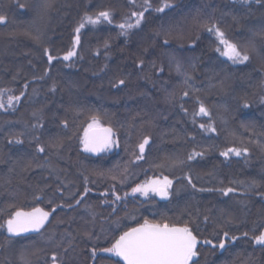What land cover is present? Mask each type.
I'll return each mask as SVG.
<instances>
[{
	"label": "trees",
	"instance_id": "trees-1",
	"mask_svg": "<svg viewBox=\"0 0 264 264\" xmlns=\"http://www.w3.org/2000/svg\"><path fill=\"white\" fill-rule=\"evenodd\" d=\"M170 2L158 13L162 0H151L140 26L121 30L133 11H143V0H0V89L20 96L0 109V224L17 208L50 213L35 234L10 237L0 229V264H21L22 255L51 264L53 253L63 264H114L117 257L91 258L93 240L99 236L96 245L108 247L144 219L187 223L199 240L216 245L225 239L224 249L201 243L198 264H264V245L252 239L264 232V0ZM104 10L112 23L82 30L76 55L63 60L82 17ZM216 28L249 60L233 63L224 55ZM45 49L57 57L51 64ZM93 115L113 129L118 146L83 150L80 137ZM209 125L215 131H206ZM19 133L21 144L14 142ZM144 138V159L135 160ZM57 142L62 147L50 146ZM229 148L247 151L220 154ZM193 153L201 155L189 160ZM164 176L173 181L167 199L131 194ZM252 181L256 188H249ZM113 186L122 197L115 203ZM227 187L236 191L224 196L219 189Z\"/></svg>",
	"mask_w": 264,
	"mask_h": 264
},
{
	"label": "snow or ice",
	"instance_id": "snow-or-ice-1",
	"mask_svg": "<svg viewBox=\"0 0 264 264\" xmlns=\"http://www.w3.org/2000/svg\"><path fill=\"white\" fill-rule=\"evenodd\" d=\"M135 3V0H132ZM243 3L249 4L250 0H242ZM257 3H260V0H256ZM23 7V5H20ZM143 11H133L131 16L136 17L135 23H131L130 19H126L125 23H121L118 27L121 30L131 29L135 27H139L142 20L144 19L145 12L152 9L151 0H143ZM173 5L170 0H162L160 6L155 7V12H164L166 8H171ZM107 21L109 24L112 23V12L110 10L100 11L98 14L93 17L92 15L85 14L82 17L79 26L75 29L77 35L74 37L73 45H79L80 43V30L85 27V22L90 25L100 24L101 21ZM5 22V16L0 15V23ZM207 27V26H205ZM209 32L213 31V28L207 29ZM27 35V33H25ZM122 34H126L123 32ZM216 36L220 39V43L225 45L224 55L228 56L229 59L233 61V63H243L249 60V55L247 51L241 52L238 50L237 45L230 43L228 40L224 38V33L221 32L218 28L215 29ZM165 44L168 43V40L164 41ZM219 50V49H218ZM45 54L47 55L48 63L51 62L57 57L51 55L48 49H45ZM76 52L73 50H69L66 55L63 56V60H69L71 57L75 56ZM174 60V58H172ZM142 63V62H141ZM176 72L180 75L184 73L181 70V65L179 62H176ZM161 71L163 69L161 68ZM188 79L184 80V83H188ZM125 81L123 79L119 80V84L123 85ZM27 88V84L25 85ZM54 90V88H53ZM5 91L0 89V109H5L6 106L8 108L14 107L13 102H19L20 96L9 95L7 98V105L3 99ZM23 95V93H21ZM184 95L187 96L188 93L184 92ZM247 106V105H246ZM199 113L205 116L208 115L207 108L201 104L199 108ZM33 115H36L33 113ZM65 127H67L68 122L63 121ZM33 128L43 127L42 124L32 125ZM204 128V125H201ZM215 131L211 125L208 126L205 130ZM24 133H19L15 138L14 142L17 144L23 143L21 139H19L20 135ZM115 133L111 127H104L101 124L100 118L97 115H93L90 118V122L87 124V127L83 129V136L80 137V143L83 146V150L89 153H101L110 150L114 145L118 146V142L114 139ZM35 139H39V137H35ZM12 140H9V143H12ZM149 143L147 138H144L141 143L138 144L139 154L133 153L135 160L144 159L145 146ZM52 147H62V143L57 142ZM38 152H45V147L43 145H37ZM242 151H247V149H239V148H229L226 151L221 152L222 156L228 157L229 154H234L236 156H240ZM196 155H201L200 153H193L189 155L188 159H193ZM127 169L124 170L120 175L122 177L121 183L126 180L125 173ZM103 175V173H101ZM111 179L116 180L117 177L113 175ZM189 184L192 185L193 188L196 187L195 184L192 183V178L187 177ZM85 182L87 183V177L85 178ZM173 181L170 180L167 176H164L163 179L156 178L145 181L144 183L137 184L135 187L131 188V194L135 195L139 193L140 195L147 197L149 193H152L156 196H159L162 199H167L170 195L169 189L172 187ZM242 183V182H241ZM256 182L252 181L249 185V188H256ZM203 191L204 189H199ZM90 191L87 187L84 188V194ZM219 191L227 196L229 193H233L236 190L231 187L220 188ZM112 194L115 196L116 201H120L122 199L121 196L117 195L114 190ZM102 195L107 196L108 193L105 192ZM129 193H125L124 197H127ZM260 195L264 196V193H260ZM83 199V197H81ZM81 200H76V204H80ZM104 203H108L107 200ZM68 207H73V205L69 204ZM56 209L53 208L52 212H55ZM115 212V209H113ZM50 213L44 211L41 208H33L31 211H24L23 209L17 208L11 215L4 221V223L0 224V229H6L9 236H19L23 233L28 232H40L42 228H44L45 223L48 221ZM207 220V217H205ZM103 231V230H102ZM69 236V245H71V241L75 239L72 237L71 233L67 234ZM83 236L87 237L89 240H93V233L84 232ZM245 237L248 236V233L245 232L243 234ZM223 236L227 238L229 233L227 231L223 232ZM100 237L96 236L95 240H93V247L91 249V258L95 261L99 257V253H107L110 257L119 258L114 264H198V262L194 259L199 255L198 245L201 243L203 245H212L213 248L219 247L220 249L225 248V239H220L218 245L213 244V241L210 239H204L203 241L199 240L197 235L193 234V230L188 226L187 223L180 225L176 223H170L166 220H162L159 222L150 221L148 219H144L143 223H139L135 227H129L126 231H123L118 238H115L113 242H111L108 247H98L95 243L96 240H99ZM232 240H236L237 237L232 236ZM253 241L257 245H264V232H261L259 235L254 236ZM63 244V240L57 246L60 247ZM65 252L68 251V248L64 249ZM35 255V253H33ZM21 264H32V261L22 255L21 256ZM51 264H63V261L58 257L56 253H53L51 256Z\"/></svg>",
	"mask_w": 264,
	"mask_h": 264
},
{
	"label": "rangeland",
	"instance_id": "rangeland-1",
	"mask_svg": "<svg viewBox=\"0 0 264 264\" xmlns=\"http://www.w3.org/2000/svg\"><path fill=\"white\" fill-rule=\"evenodd\" d=\"M233 1H242V0H233ZM250 1H252V0H250ZM135 20H136V17H134L133 19H131L130 20V22L131 23H135ZM101 22H103V20L101 21ZM97 25H99V24H97ZM97 25H90V24H88V23H86L85 22V27L84 28H82L81 30H80V32L82 31V30H84L85 28H87V27H96ZM80 34V33H79ZM76 35H77V33H76ZM224 45V44H223ZM76 47H77V45L74 47L73 46V48H74V50H76ZM73 50V49H72ZM224 51H225V45H224V49H223ZM228 57V56H227ZM72 58V57H71ZM10 94H8V93H5L4 94V97H3V99H4V101H5V104L7 105V98H8V96H9ZM17 102L16 101H14L13 102V104L15 105ZM6 108H8L7 106H6ZM200 116H201V118H206V116L205 115H203V114H199ZM151 179H156V178H148V179H146L145 181H148V180H151ZM160 179H163V178H160ZM144 181V182H145ZM143 182V183H144ZM141 199H148V198H160L159 196H156V195H154V194H152V193H149V195L147 196V197H144V196H142V195H140L139 193H136ZM161 199V198H160ZM48 222H49V219H48ZM99 254H103V255H109V254H107V253H99Z\"/></svg>",
	"mask_w": 264,
	"mask_h": 264
},
{
	"label": "water",
	"instance_id": "water-1",
	"mask_svg": "<svg viewBox=\"0 0 264 264\" xmlns=\"http://www.w3.org/2000/svg\"><path fill=\"white\" fill-rule=\"evenodd\" d=\"M91 154H96V153H91ZM29 211H31V210H29ZM47 224H48V221L45 223V226H44V228L47 226ZM43 229V228H42ZM41 229V230H42ZM40 230V231H41ZM35 233H38V232H28V233H23V234H21V235H19V236H23V235H27V234H35ZM198 247H199V245H198ZM117 259H119V258H117ZM195 260L197 259V257H195L194 258Z\"/></svg>",
	"mask_w": 264,
	"mask_h": 264
}]
</instances>
